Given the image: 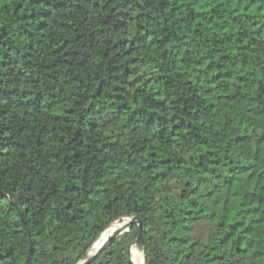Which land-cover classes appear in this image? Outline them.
Returning <instances> with one entry per match:
<instances>
[{"label":"trees","instance_id":"16d2710c","mask_svg":"<svg viewBox=\"0 0 264 264\" xmlns=\"http://www.w3.org/2000/svg\"><path fill=\"white\" fill-rule=\"evenodd\" d=\"M132 218L146 264H264V0H0V264Z\"/></svg>","mask_w":264,"mask_h":264},{"label":"water","instance_id":"95a60500","mask_svg":"<svg viewBox=\"0 0 264 264\" xmlns=\"http://www.w3.org/2000/svg\"><path fill=\"white\" fill-rule=\"evenodd\" d=\"M116 225H117L116 230L110 236V238L107 239L105 242H103L98 248H95V245L98 242L97 241L92 246V248L89 250V252L86 254V256L83 258V260L79 264H91L102 252H104L109 247V245L114 240H116L117 238H119L120 236H122V235H124L126 233H129L130 230L134 226H138V228H139V235H138V238H137V240H136V242H135V244H134L133 247H135V249H136L137 252H142L143 253V255H144V262L146 264V259H145V254H144V242H145V240H144V231H143L142 222L140 220H138L137 218H132V219H129L128 222L118 223ZM23 226H24V230H25V232L27 234V230L25 228V225L23 224ZM101 236H100V238H101ZM131 252H132V248L130 249V254H131ZM31 255H32V246H31V241L29 239V252H28V255L26 257V260H25L24 264H29L30 263V261H31ZM133 264H134V262H133Z\"/></svg>","mask_w":264,"mask_h":264},{"label":"bare ground","instance_id":"6f19581e","mask_svg":"<svg viewBox=\"0 0 264 264\" xmlns=\"http://www.w3.org/2000/svg\"><path fill=\"white\" fill-rule=\"evenodd\" d=\"M112 227L108 229L106 232H104V234L101 236V238L96 243L95 248H98L103 242L109 239L110 236L115 232L117 226H114L113 228ZM131 259L134 262V264H145L143 253L137 252L135 247H132Z\"/></svg>","mask_w":264,"mask_h":264},{"label":"rangeland","instance_id":"374dc122","mask_svg":"<svg viewBox=\"0 0 264 264\" xmlns=\"http://www.w3.org/2000/svg\"><path fill=\"white\" fill-rule=\"evenodd\" d=\"M126 222H128V221H126ZM114 226H117V225H113V227H114ZM113 227H112V228H113Z\"/></svg>","mask_w":264,"mask_h":264}]
</instances>
